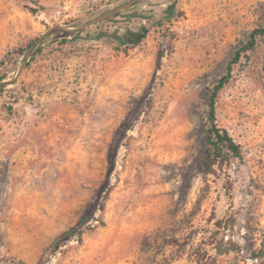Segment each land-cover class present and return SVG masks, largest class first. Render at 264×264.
Returning <instances> with one entry per match:
<instances>
[{"label": "rangeland", "instance_id": "1", "mask_svg": "<svg viewBox=\"0 0 264 264\" xmlns=\"http://www.w3.org/2000/svg\"><path fill=\"white\" fill-rule=\"evenodd\" d=\"M262 26L264 0H0V264H264V35L217 99L242 156L203 163Z\"/></svg>", "mask_w": 264, "mask_h": 264}, {"label": "trees", "instance_id": "2", "mask_svg": "<svg viewBox=\"0 0 264 264\" xmlns=\"http://www.w3.org/2000/svg\"><path fill=\"white\" fill-rule=\"evenodd\" d=\"M147 29L142 28V30L138 33V35L133 38V42L139 44L144 37L146 36ZM264 35V26L254 29L249 38L246 41H241V43L237 46L231 60L226 66V72L216 81L212 88H210L206 94L205 100L208 106L209 112V121L210 126L207 131V148L205 152L204 158V167L211 171L214 166H224L228 164L232 158L241 157L242 156V146L239 144L230 132L221 127L217 121V99L221 90L231 81L233 77L234 65L237 64L242 55L249 52L254 51L256 49L258 38ZM3 79H1L2 81ZM6 86H0V88H5ZM98 207L101 209L104 208L103 201H95L88 204L87 212L81 218L79 224L74 228L66 231L62 235H60L54 242L52 248H57L62 245L65 241L73 238L76 234L81 232L79 229L86 221L89 220L90 213L97 210ZM219 227L225 228V226H220V221H218ZM237 249H226V251L220 250L221 254H226L231 251L240 250V246L237 245Z\"/></svg>", "mask_w": 264, "mask_h": 264}]
</instances>
